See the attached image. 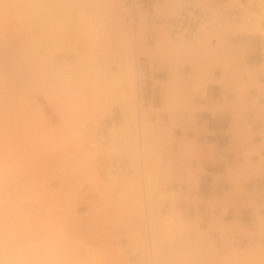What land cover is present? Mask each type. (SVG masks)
<instances>
[{"label":"rangeland","instance_id":"1","mask_svg":"<svg viewBox=\"0 0 264 264\" xmlns=\"http://www.w3.org/2000/svg\"><path fill=\"white\" fill-rule=\"evenodd\" d=\"M18 1L0 7L3 9L0 10V181L3 178L4 182H0V248L10 244L8 248L12 250L5 256L8 248L4 246L0 261L264 264V217L259 215L258 207L249 206L252 232L225 227L215 235L211 229L206 230L199 218L184 210L181 202L189 204V201L181 193L169 192L174 182L182 183L178 176L180 163L171 149L172 142L156 137L149 124L148 113L154 110L144 109L147 90L144 69L148 68L150 74L167 70L168 81L171 80L166 84L151 81L152 90H159L163 111H190L193 93L204 94L210 81L209 67L195 65L188 56L204 46L210 47L212 40L219 42L220 36L213 31L228 26L225 13L233 8H240L245 13L242 21L248 18L260 30L259 26L264 25V2L228 0L221 4L210 0L204 8L201 7L204 0H163L161 6L155 7L156 16L177 19L186 11L185 6L198 7L202 13L209 10L210 15L190 43L172 39V27L166 25L161 26L157 43L151 45L144 26V49L136 54L135 27L124 19L125 0H119V5L113 0H45V7L43 0L38 1L40 4L32 0L41 13L35 17L28 14L29 18H35L33 21L23 20L30 0L22 1L26 6L24 13ZM49 1L53 2L49 5ZM34 6H30L31 11ZM5 8L9 10L6 12ZM42 9L49 10L43 13L48 16H42ZM49 14L55 19H50ZM142 15L145 25L146 14ZM26 20L31 21L29 26ZM161 32H166L168 43L175 49L161 47ZM261 34L264 35V30ZM185 64L190 66L189 82L179 73ZM197 65L203 67L204 74L194 81ZM171 70L176 71L174 77ZM130 81L135 85L132 98L135 101L127 107L120 106L118 97L122 91H131ZM107 102L110 109L102 112L98 122L85 121L88 113ZM138 109L143 124L142 139L149 150L148 161L143 158L146 161L143 168L144 172L149 169L150 176L153 173V193H147V199L140 183L139 165L131 162L138 159L132 153L120 152L118 156L100 153L87 166L79 151L82 146L78 130L85 132L87 148L91 141L89 129L93 133L105 116L115 112L122 119L127 117V132L133 137L128 135L129 138L121 137L118 141L138 142ZM127 178L136 182L130 188L127 186L129 191H125L124 185L129 181ZM247 220L243 217V221Z\"/></svg>","mask_w":264,"mask_h":264},{"label":"crops","instance_id":"2","mask_svg":"<svg viewBox=\"0 0 264 264\" xmlns=\"http://www.w3.org/2000/svg\"><path fill=\"white\" fill-rule=\"evenodd\" d=\"M244 15L240 8L226 12L228 26L214 31L219 42L212 40L210 47L188 56L209 67L210 81L204 94L193 93L190 111L164 112L151 81L167 82V70L150 74L144 69V109L154 110L148 113L149 124L156 137L172 142L180 163L182 183L174 182L169 192L181 193L189 201L181 202L184 210L215 235L225 227L252 232L250 205L264 217V35L252 21L246 26L250 32L242 31ZM188 69L189 64L179 68L185 80Z\"/></svg>","mask_w":264,"mask_h":264},{"label":"bare ground","instance_id":"3","mask_svg":"<svg viewBox=\"0 0 264 264\" xmlns=\"http://www.w3.org/2000/svg\"><path fill=\"white\" fill-rule=\"evenodd\" d=\"M2 3H3V5L1 4V2H0V7H2V6H4L5 7V5H8L7 3L8 2H13L14 0H0ZM5 2V4H4V2ZM20 2H21V4H19V5H21V9H20V11H21V13H24V10H25V7L26 6H24L25 5V2H24V5H22L23 3H22V1L23 0H19ZM18 1V2H19ZM29 1V0H28ZM27 1V2H28ZM31 1V2H30ZM29 1V4H28V7L30 8H26L27 9V11L25 10V12L27 13V17H23V20H24V18H27V20H28V14H29V16L30 15H33L32 17H35V14H37L38 13V11L40 10L39 8V10H37L36 8H35V4H37L38 3V1H42V0H37V2L35 3V1H32V0H30ZM44 1L45 0H43V2H41V3H43L44 5V7H45V4L46 3H44ZM114 2H116L118 5H119V3H120V1L119 0H113ZM191 2H197L198 0H190ZM210 0H204L203 1V3L201 4V7H204V6H206V3L207 2H209ZM232 1H235V0H232ZM260 2L262 1V2H264V0H259ZM7 2V3H6ZM16 3H17V1H15ZM14 2V3H15ZM19 2V3H20ZM53 2V1H52ZM51 2V3H52ZM172 2V1H171ZM13 3V4H14ZM15 3V4H16ZM32 3H35V4H32ZM50 3V1H49V5L51 4ZM176 3H177V1H176ZM38 4H40V2L38 3ZM123 4V3H122ZM122 4H120L121 6H123ZM17 5H18V3H17ZM34 6V9H32L33 11H31V7L30 6ZM47 5H48V3H47ZM46 5V6H47ZM162 5V4H161ZM160 5V6H161ZM174 5H175V3H174ZM22 6H24V9L22 8ZM120 6V7H121ZM177 6L179 7V3L177 4ZM176 6V7H177ZM38 7H39V5H38ZM40 7H42L41 5H40ZM205 8V7H204ZM2 8H0V10H1ZM23 9V10H22ZM46 9H49V8H46ZM116 9V8H115ZM119 9V8H118ZM199 10V8L198 7H195L194 8V10ZM202 9V8H201ZM6 10V12H7V10H9V8H5L4 9V11ZM34 10L35 11H37V12H34ZM45 10V9H44ZM43 9H42V16H44L43 15V13L45 14V12H47V11H44ZM50 10V9H49ZM49 10H48V12L47 13H49ZM122 10V9H121ZM2 12H3V9L1 10ZM0 11V13H2ZM23 11V12H22ZM30 12L32 13V14H30ZM47 13H46V15H47ZM40 14L41 13H38L37 15H39L40 16ZM205 14L206 15H210V11L208 10L207 12H205ZM22 15V14H21ZM36 15V16H37ZM46 15L44 16V17H46ZM50 15L51 14H49V18L50 19H55L54 17H53V15H52V18L50 17ZM48 16V15H47ZM21 18H22V16H20ZM44 17H41V18H44ZM36 18H38V17H36ZM41 18H39L40 20H41ZM48 18V17H47ZM35 20V18L33 19V18H29V20ZM116 19H118L117 17H116ZM172 19V18H171ZM21 20V19H20ZM19 20V22H22L23 23V20L22 21H20ZM27 20L26 21H24L25 23H27ZM37 20V19H36ZM46 20V22H53V20H49L48 19V21H47V19H45ZM45 20L43 19V22H45ZM116 21H118V20H116ZM31 22V21H30ZM30 22L29 23H27V24H25V25H27V26H29V24H30ZM36 22V21H35ZM42 22V21H41ZM42 22V23H43ZM248 22H249V20H248V18H244L243 19V21H242V23L243 24H241V26H243L242 27V29L244 30V32H246L247 31V28H246V26L248 25ZM24 24V23H23ZM33 24V23H32ZM32 24L30 25V27L32 26ZM205 24V23H204ZM20 25V24H19ZM35 25V24H34ZM144 17H143V15H142V13L140 12L139 14H138V17H137V23H136V25H135V28H134V33H135V52H136V54L139 52V51H141L140 49L143 47V33H144ZM249 26V25H248ZM20 27L21 28H23V25H20ZM132 28V27H131ZM198 29V28H197ZM250 29V28H249ZM215 31V30H214ZM213 31V32H214ZM143 32V33H142ZM197 32V31H196ZM247 32H250V31H247ZM254 32V31H253ZM256 32L258 33V34H260V33H262V30H259L258 28L256 29ZM255 32V33H256ZM163 32H161V34H162ZM166 33V32H165ZM165 33H163V35L162 36H160L161 37V47H165V48H168V49H175L174 47H171L170 46V44L168 43V41H167V38H166V36L167 35H165ZM159 40V41H160ZM169 40V39H168ZM157 43V42H156ZM155 43V44H156ZM148 44V43H147ZM154 44V45H155ZM150 46V45H149ZM152 47V46H151ZM133 48V49H134ZM132 49V50H133ZM142 49H144V47L142 48ZM134 53V52H133ZM141 53V52H140ZM134 55V54H133ZM140 55V54H139ZM137 58H138V56H136ZM133 58V57H132ZM133 59H135V58H133ZM136 60V59H135ZM192 63V62H191ZM193 63H195V62H193ZM196 65V64H195ZM198 66V65H197ZM202 66H198V67H196V69L194 70L195 71V74H194V77H193V80L194 81H199L200 79H201V77L203 76V74H204V70H203V67L201 68ZM224 67V66H223ZM131 68V67H130ZM225 68V67H224ZM172 71V70H171ZM170 71V72H171ZM173 72H176V71H172L171 73H173ZM131 73V72H130ZM133 74V73H132ZM173 77H174V75H176L175 73H173V74H171ZM171 77V76H170ZM171 79V78H170ZM176 79H177V77L176 78H174V80L176 81ZM173 80V81H174ZM134 81V80H133ZM133 81L131 82L132 84H131V86H130V90L131 91H129V93H127V92H125V91H122V92H120V96L118 97L117 96V94L118 93H116V97H118V102H119V104H120V106H125V107H127V106H129L130 105V103H132L133 104V101H135V100H132V98H134V96H135V85L133 84ZM168 81V80H167ZM171 80H169L168 82H170ZM174 81V82H175ZM173 82V83H174ZM167 82H165V84H166ZM172 83V82H171ZM172 83V84H173ZM171 84V85H172ZM128 85H129V83H128ZM170 87H172V86H170ZM128 88V87H127ZM172 89V88H171ZM115 97V98H116ZM106 101V100H105ZM110 101H112V100H110ZM114 102V101H113ZM104 103H106V102H104ZM108 103V102H107ZM94 105H97V103L96 104H94ZM99 105V104H98ZM97 105V106H98ZM93 108V107H92ZM108 109H110V107H109V103L108 104H106V105H104V106H100V107H95L94 108V110L92 111L91 109V111H92V113L90 112V113H88L87 115H88V117H86V120L85 121H87V122H90V123H96V122H98L97 120L99 119V117H101V114H102V112H104L105 110H108ZM108 116H110V115H108ZM127 116V115H126ZM105 117H107V116H105ZM104 117V118H105ZM137 118H138V142H131V143H120L118 140H122L121 139V137H128V135H130V133H128L127 132V122H128V119H127V117H126V119L124 118V119H122L121 118V120H123V122L122 123H120L119 125H117L116 124V126L115 125H113L114 126V128L113 129H111L113 126H111L109 129H108V134H109V136H110V141L106 144V145H104V146H102V147H92L91 146V143H89V147H87V148H85L84 146V144L86 143V134H85V132L84 131H79L78 130V134H79V137H78V139H80V141H81V150H79L81 153H82V155H83V157H84V160H85V165H87V166H91L93 163H94V160L96 159L97 160V158L96 157H98V155L100 154V153H102V154H100L101 156L103 155V153L105 154V156L106 155H110L111 153H114L115 155H119V153L120 152H123V154H125V152H130V153H132L134 156H136V159H138V161H131V162H133V164H137V165H139V169H140V177H141V181H140V183L142 184V187H143V193H144V199H147L146 198V196H148L147 195V193L148 194H151V193H153L152 192V188H151V181L153 182V178L151 179V176H152V174L153 173H151V176H150V171H148L147 169V172L145 173L144 172V169L145 168H143L144 167V162H146V161H144L143 160V158L145 157V159L147 158L148 159V155L146 154V152H147V150H148V148H147V146H148V144L147 143H145L144 141H143V137H142V125L143 124H140L141 123V121H140V113H139V109L137 110ZM133 121V120H132ZM102 122V121H101ZM144 128V127H143ZM82 129H84V128H82ZM110 130H111V133H110ZM144 135V134H143ZM131 136V135H130ZM126 137V138H127ZM132 137V136H131ZM129 138V137H128ZM133 138V137H132ZM86 139V140H85ZM116 140V142H118L119 144H115V141ZM131 141H132V139H131ZM113 142V143H112ZM147 144V145H146ZM99 149V150H98ZM127 149V150H126ZM126 150V151H125ZM149 151V150H148ZM148 153V152H147ZM99 155V156H100ZM112 155V154H111ZM121 155V154H120ZM126 155V154H125ZM130 155V154H129ZM145 155H147V157L145 156ZM126 157V156H125ZM146 159V160H147ZM109 160H111V159H109ZM148 161V160H147ZM147 164V163H146ZM145 164V165H146ZM132 165V164H131ZM136 165V166H137ZM150 165V164H149ZM148 165V166H149ZM145 167H147V166H145ZM93 168V167H92ZM138 169V170H139ZM135 171V170H134ZM7 172H10V171H7ZM137 172V171H136ZM145 173V174H144ZM10 178V177H9ZM12 178H13V176H12ZM126 178V177H125ZM1 179V178H0ZM128 179V178H127ZM2 180H3V178H2ZM1 180V181H2ZM8 180V179H7ZM125 180V179H124ZM129 180V179H128ZM191 180V179H190ZM0 181V182H1ZM122 182H124V181H122ZM192 182V181H191ZM193 182H194V180H193ZM1 183H4V182H1ZM121 183V182H120ZM136 183V182H133V179L130 181H125V186H126V188H127V190H125V191H129V188H130V186H133L134 184ZM189 183V182H188ZM133 184V185H132ZM3 185V184H2ZM122 185V184H121ZM124 185L122 186V187H124ZM130 185V186H129ZM118 186H120L119 184H118ZM127 186H129V188L127 187ZM196 186V185H195ZM5 187V186H4ZM126 188H124V189H126ZM133 188V187H132ZM131 188V189H132ZM193 188H194V186H193ZM197 188V187H196ZM151 196V195H150ZM146 201V200H145ZM140 203V202H139ZM145 203H147V201L145 202ZM146 206H147V204H145ZM148 207V206H147ZM150 211H151V209H150ZM146 212H147V210H146ZM148 213V215L150 214L149 212H147ZM151 215V214H150ZM257 216V218L258 219H262L261 217H259V215H256ZM150 218V217H149ZM147 219H148V217H147ZM146 219V220H147ZM148 221V220H147ZM154 221V220H153ZM152 222V221H151ZM150 225V224H149ZM151 229V228H150ZM149 230V229H148ZM152 230V229H151ZM149 233V232H148ZM155 233V232H154ZM153 233V234H154ZM157 234V233H156ZM152 235V234H151ZM150 238V237H149ZM154 238V237H153ZM156 240V239H155ZM150 241V240H149ZM7 242V241H6ZM150 242H152V241H150ZM154 242V241H153ZM8 244V243H7ZM10 245V244H9ZM8 245V246H9ZM4 246L6 247L7 245L5 244V245H3V247H2V249L4 250ZM8 246H7V248H8ZM1 247V246H0ZM1 248H0V257L3 255V254H5V253H7V251H9V248L8 249H5V251H4V253L2 252L3 250H2ZM11 251V253H12V250H10ZM9 251V252H10ZM3 253V254H2ZM2 254V255H1ZM10 255V254H9ZM8 255V253H7V255L5 254V256H9ZM5 256H3V258L5 257ZM6 258V257H5ZM4 258V259H5ZM1 260V259H0ZM3 261V260H2ZM1 262V261H0ZM3 262H5V261H3ZM3 262H1L2 264H6V263H3Z\"/></svg>","mask_w":264,"mask_h":264},{"label":"built area","instance_id":"4","mask_svg":"<svg viewBox=\"0 0 264 264\" xmlns=\"http://www.w3.org/2000/svg\"><path fill=\"white\" fill-rule=\"evenodd\" d=\"M163 0H125L124 19L128 24L135 27L138 14L145 13V37L149 44L156 43L157 35L160 32L161 26H171V36L175 41L190 43L193 36L196 34L197 28L206 22L208 15L194 10L192 7H187L185 12H182L177 19L165 18L156 16L155 7L160 6ZM121 121L119 112H115L104 118L99 128L92 133L91 128L88 135L91 136L92 147H102L110 141L108 129L118 124Z\"/></svg>","mask_w":264,"mask_h":264}]
</instances>
